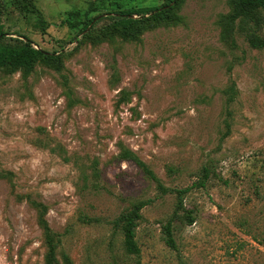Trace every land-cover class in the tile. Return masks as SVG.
<instances>
[{
    "label": "rangeland",
    "instance_id": "374dc122",
    "mask_svg": "<svg viewBox=\"0 0 264 264\" xmlns=\"http://www.w3.org/2000/svg\"><path fill=\"white\" fill-rule=\"evenodd\" d=\"M233 14L0 0V46L54 57L0 68V264H264V27ZM139 203L130 254L114 221Z\"/></svg>",
    "mask_w": 264,
    "mask_h": 264
},
{
    "label": "trees",
    "instance_id": "16d2710c",
    "mask_svg": "<svg viewBox=\"0 0 264 264\" xmlns=\"http://www.w3.org/2000/svg\"><path fill=\"white\" fill-rule=\"evenodd\" d=\"M233 9H234V18L240 20L243 24H250L249 31L251 35H254V31L257 29L260 24L264 27V0H232ZM117 9V15L120 19V25L126 30H131L134 25L135 20L132 18L134 12H131L125 8H121L118 3L113 4ZM164 8H154L152 11V19L159 21L165 19L167 16L164 15ZM95 17L88 19V22H92ZM132 27V28H131ZM3 33L0 32V38ZM251 41V39H250ZM253 45H261L256 42L251 41ZM54 58L53 54H47L40 49H34L31 46V42L28 39H25L21 42L20 45H11V46H0V68H30L31 64L38 58ZM122 158L133 161L137 166L141 167L143 172L155 181L156 178L151 173V171L130 151L127 149L122 150ZM203 176H207V171L204 170ZM161 188L160 184H157ZM186 190H177V195L180 199L181 195ZM143 203L135 205L133 208L120 214L114 221L115 227L119 228L123 237L124 249L127 253L138 254L139 248L135 240V228L137 222L141 219L140 210L143 207ZM188 222L192 223L193 218L189 216ZM172 226L171 222H167L164 226L166 232V241L170 246H174V240L172 237ZM52 251V249H50ZM66 264H72L71 261L66 258Z\"/></svg>",
    "mask_w": 264,
    "mask_h": 264
}]
</instances>
